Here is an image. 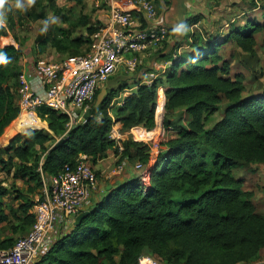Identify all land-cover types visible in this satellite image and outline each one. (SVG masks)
<instances>
[{"label": "trees", "instance_id": "trees-1", "mask_svg": "<svg viewBox=\"0 0 264 264\" xmlns=\"http://www.w3.org/2000/svg\"><path fill=\"white\" fill-rule=\"evenodd\" d=\"M75 1L81 4L83 0ZM0 13L12 28L10 0H0ZM261 15V20L229 26L228 34L204 31L186 33L182 42L164 41L161 58L171 65L150 84L141 83V74L121 83L118 78V86L107 89L99 115L77 122L75 128L67 127L65 114L41 108L37 115L49 131L18 130L29 128L0 150V171L12 173L13 181L28 185L29 192L42 186V177L56 175L65 164L82 157L93 166L109 150L120 162L125 161L127 171L133 162L142 166L95 193L80 222H72L66 229L59 226L52 244L33 264H138L141 255L153 256L160 264H237L264 252V213L256 211L253 191L244 189L243 180L232 171L264 165V90L244 96V75L232 77L229 60L220 53V47L231 40L241 52L254 55L255 34L264 35V10ZM82 17L72 27L85 26L88 37L70 40L62 33L65 40L56 45L78 50L89 44L99 26H87L86 16ZM134 17L141 29L147 26L140 14ZM3 35L0 26V39ZM20 52L19 47L0 41V136L19 113L15 102ZM159 87L165 95L166 138L157 153H152L147 142L127 137L119 152L110 138L114 123L120 124L121 132L139 126L152 130L155 112L159 117L162 109L157 103ZM180 108L185 117H173L172 112ZM66 132L67 138L53 147ZM6 195L0 185V223L8 220ZM18 198L23 201L19 206L22 216L12 230L23 236L34 215L28 213L32 203L22 194ZM10 214L16 219L15 212ZM16 240L4 239L0 249L11 247Z\"/></svg>", "mask_w": 264, "mask_h": 264}, {"label": "built area", "instance_id": "built-area-1", "mask_svg": "<svg viewBox=\"0 0 264 264\" xmlns=\"http://www.w3.org/2000/svg\"><path fill=\"white\" fill-rule=\"evenodd\" d=\"M102 3L107 10L106 20L90 35L85 53L67 56L57 62L44 57L29 60L27 71L36 78L42 90L30 89L26 73L19 74L17 95L21 112L30 115L48 108L65 114L70 128L81 120L79 111L86 109L95 92L120 65L133 70L137 64L135 54L156 50L169 38L168 28L157 22L153 0H102ZM137 13L146 20L147 26L143 29L134 19ZM3 21L0 16V26L4 25ZM164 65V68L168 67L171 62ZM157 77V70L150 69L139 79L141 83L150 84ZM126 137L115 122L110 138L119 152L122 151L121 141ZM141 167L139 163L134 165V169ZM119 169H125V161L119 164ZM98 190L96 172L82 157L74 164H65L56 175L44 181L41 196L33 206L31 228L11 247L0 249V264H33L52 244L58 227L66 229L79 212L90 206ZM142 263L160 264L150 255H141L138 264Z\"/></svg>", "mask_w": 264, "mask_h": 264}, {"label": "rangeland", "instance_id": "rangeland-1", "mask_svg": "<svg viewBox=\"0 0 264 264\" xmlns=\"http://www.w3.org/2000/svg\"><path fill=\"white\" fill-rule=\"evenodd\" d=\"M95 1H99L101 5L103 4L102 0H83V9L87 5L91 6V4ZM158 1L159 0H154V4H156L155 8L157 7V9L160 10L161 6L159 5V3L162 4V2ZM75 2V0H10V5L13 12V25L12 28L8 27L7 22L5 23V20L3 21L4 25L2 26H5V28L7 27L9 33L16 40H20L23 42L26 41L30 43L35 37L42 22V20L34 21V19L31 18L32 14H38L39 12L44 13V15L46 16V22L47 20H49L48 18H51V20H55L58 22V18L57 20L55 19V16H53L52 13V9L49 5L51 3H54L58 6H62L66 10H70V15L74 17L77 16L76 14H78L80 8L76 5ZM207 2L218 3L217 8H219V10L221 11L220 13L216 14V18L213 20V30L209 32H218L223 35L228 34L229 26L231 25L241 26L255 19L261 20V14L264 10V0H208ZM225 23L229 24L223 30L222 28L224 27ZM255 38L256 46L254 55H247L241 52V50L231 40L220 47L221 55L225 59L229 60L231 76L233 77L237 73H241L244 75V91L242 93L244 96L258 94L262 90H264V35L262 33H257L255 34ZM85 48H87L86 45L83 46V49ZM163 48L164 47L162 44L159 45L156 50H149L143 54H135L137 59L135 68L133 70H128L124 65H120L117 71L114 72L110 77V79H108L105 84L101 85L100 90L102 88H108L109 83L117 81L118 78H120L121 81H119V83H121L125 81L122 79H127L130 76H134L136 74H142L145 71H149V68L157 70L159 76V74L163 72L165 66L163 65L161 56L159 55ZM42 57L52 62H57L65 58L64 56H51L50 52L48 51ZM129 57L130 56H128L127 58ZM117 86L118 84L111 88H115ZM94 102L92 104H94ZM117 102H119V100ZM157 103L158 105L161 104L162 109L160 111L159 117L155 114V127L152 130L145 131L142 127L139 126L138 128H135L128 132H123V135L127 136V138L144 140L145 142L150 144L153 154L157 153L159 143L166 138V133L163 128V119L165 117V95L162 88H159V90H157ZM92 104L90 106H92ZM90 106L88 105L86 106V108ZM84 112L85 110L79 111L81 120H83L82 115ZM112 115L114 117L113 111ZM172 116H180L184 118L185 113L183 109L180 108L174 110L172 112ZM36 120L38 121L37 118ZM14 129V127H10L8 130ZM120 163L121 162L119 160V156L113 151L109 150L105 158L98 161L95 166H92L94 171L96 172L99 187L101 185H105L106 183L109 184V182H113L116 178L122 176L124 171H119ZM135 163L137 162H133L131 164L132 168ZM137 171L138 169L136 170V172ZM232 171L235 176L243 180L244 189L253 191V203L256 211L258 213H264V165L257 164L248 167H238L234 168ZM106 172H108L109 175H107ZM7 177L3 173L0 174V178L2 179H6ZM151 257L157 261V259H155L153 256ZM237 264H264V252L260 251V253L255 258L251 259L248 262Z\"/></svg>", "mask_w": 264, "mask_h": 264}, {"label": "crops", "instance_id": "crops-1", "mask_svg": "<svg viewBox=\"0 0 264 264\" xmlns=\"http://www.w3.org/2000/svg\"><path fill=\"white\" fill-rule=\"evenodd\" d=\"M208 0H159L160 10L157 9V22L160 24L165 25L169 30V38L167 40V43H173L174 41L182 42L184 41L183 37L186 33H203L204 31H212L213 30V20L216 18V14L220 13L221 11L219 8H217V4L215 2H207ZM154 2V0H153ZM76 3V2H75ZM83 3V1H82ZM77 4L79 6V11L77 16L72 17L70 15V10H66L62 6H58L57 4L51 3L49 6L52 9L53 16H55V20H51V18H48L46 22V16L44 13H38L42 14L41 17L34 19V21L42 20L38 31L33 38L32 42H23L20 40H16L8 31V28L5 26H1L3 30L5 31V35H3L0 39L2 45H12L14 47H19V50L21 51V55L19 58V65L21 67V72L26 73V79L27 84L30 89L40 92L42 89L36 80L34 76H32L27 71V65L30 59L34 57H42L46 54V52H50L51 56H73L74 54L79 55L85 53V51L88 49V45L86 44L87 48L83 49L82 45L78 48V50H75L74 48L67 49L61 47V45H56V41L58 40H65V36L68 37V39H78V38H87L88 34L86 32V27L83 25L75 26L79 19H82V16H86L85 22L87 23V26L89 25H101L103 22H105L107 17V10L106 7L101 5L99 1H95L91 4V6H86L83 9V4ZM155 3V2H154ZM156 6V4H155ZM69 9V8H68ZM96 10V11H94ZM72 12V11H71ZM197 16V20L194 22H189L193 17ZM2 18V17H1ZM134 19L138 21V17H134ZM49 21V22H48ZM229 23H225L224 28L228 26ZM57 28H61L62 30H58ZM42 29V35H40L39 38V32ZM221 29V30H222ZM62 33L64 35H62ZM78 51V52H77ZM165 52L161 51L160 56L163 55ZM145 55V54H144ZM163 62V65L165 64L164 59H161ZM151 69V68H149ZM107 82V81H106ZM105 82V83H106ZM18 83V82H17ZM104 83V84H105ZM118 83L117 81H113L112 83H109V86L107 89L116 86ZM131 89H129L130 91ZM129 91H125L121 94L120 99L127 95ZM17 92V89H16ZM18 106V95L16 94V102ZM25 114L19 110V113L17 117L4 129L2 135L0 136V147L5 148L12 138L19 133H24L28 129H25V131H18V130H8L10 127H14V123L22 116H25L24 118H31L32 116L22 115ZM38 118L43 127L38 129H44L48 130V125L45 121L41 120L37 113L33 115V118ZM28 125L25 124L24 128ZM49 131V130H48ZM95 166V165H94ZM130 171H127V169L123 170L122 176L119 178H116L113 182L106 183L105 185H101L99 187L98 192H101L108 188L110 185L114 184L118 181H123L125 178H127L133 170L132 166H129ZM13 170H11L12 172ZM5 174V172L0 171V174ZM12 174V173H11ZM10 175L6 179L0 178V185L4 187L7 191V195L4 197V201L6 202V209L5 214L8 215V220L5 222L0 223V242L3 241L6 238H12L16 239L21 237L22 234L14 233L12 230V225L18 221L17 218L22 216L21 210H19V206L23 203L21 198H18L19 194H22L28 201L32 203V207L28 210V213H33V206L35 202L40 198L41 192L44 186V181L48 178L42 177V186L36 189H33L32 192H29L27 187L28 185L23 184L21 181H13ZM107 175H109L108 172H106ZM107 177V176H106ZM118 179V180H117ZM30 186L34 187L33 183H30ZM104 186V187H103ZM10 211L15 212V218L10 214ZM59 230V229H58ZM58 230L56 234L58 233ZM27 231V230H26Z\"/></svg>", "mask_w": 264, "mask_h": 264}, {"label": "water", "instance_id": "water-1", "mask_svg": "<svg viewBox=\"0 0 264 264\" xmlns=\"http://www.w3.org/2000/svg\"><path fill=\"white\" fill-rule=\"evenodd\" d=\"M107 93H108L107 88H102L99 91V93L96 96V100H95L93 106L85 109V112L82 115L83 120L87 119L88 117H97L99 115V107L102 104L104 97L107 95ZM72 127L75 128L76 125L74 124ZM67 136H68V132H66L61 138H59L55 142L53 147H56L58 144L63 142L67 138ZM86 213H87V211L79 212L74 218V221H73L74 225H77Z\"/></svg>", "mask_w": 264, "mask_h": 264}, {"label": "bare ground", "instance_id": "bare-ground-1", "mask_svg": "<svg viewBox=\"0 0 264 264\" xmlns=\"http://www.w3.org/2000/svg\"><path fill=\"white\" fill-rule=\"evenodd\" d=\"M22 115H27V114H22ZM34 114H30L28 116H32L31 118H24L25 116H22L19 118V120L17 121V123L15 124V128L17 130H23L24 129V125L27 124L30 129H38L43 127L41 125V123H39L36 118H33Z\"/></svg>", "mask_w": 264, "mask_h": 264}]
</instances>
